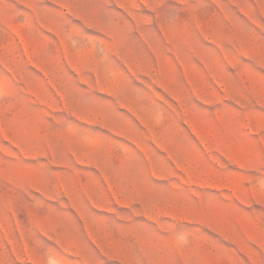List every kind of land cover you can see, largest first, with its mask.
Segmentation results:
<instances>
[{
  "label": "rangeland",
  "instance_id": "obj_1",
  "mask_svg": "<svg viewBox=\"0 0 264 264\" xmlns=\"http://www.w3.org/2000/svg\"><path fill=\"white\" fill-rule=\"evenodd\" d=\"M0 264H264V0H0Z\"/></svg>",
  "mask_w": 264,
  "mask_h": 264
}]
</instances>
